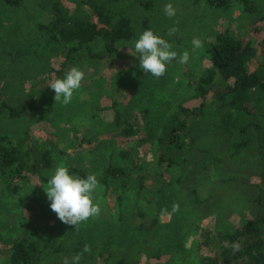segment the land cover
I'll return each instance as SVG.
<instances>
[{"label": "rangeland", "instance_id": "obj_1", "mask_svg": "<svg viewBox=\"0 0 264 264\" xmlns=\"http://www.w3.org/2000/svg\"><path fill=\"white\" fill-rule=\"evenodd\" d=\"M76 1L24 0L20 7H9L0 0V83L8 71L13 80L22 76L27 88L23 99L42 107L19 118L0 116V141L10 137L12 145L30 150L33 161L48 152L53 163L42 169L44 175L58 165L94 173L99 212L74 227L51 210L46 182L34 176L13 193L9 179L0 177V264H8L10 242L17 239L36 243L37 264H74L77 255L78 264L120 259L127 264H205L217 241L199 249L202 231L232 232L264 209L255 201L253 185L259 170L257 145L264 146V134L258 137L251 126L247 132L235 130L243 117L218 103L217 109L192 116L190 134L181 136V144L161 139L168 124L183 117L182 109L200 105L197 86L211 67L208 50L218 32L229 30L256 47L250 69L264 65V27L252 25L264 14V0H253L257 12L244 10L237 0L220 8L203 0H171L177 10L173 18L163 11L169 0H147L148 7L119 1L117 16L130 19L135 39L151 28L178 54L189 53L187 63L169 64L158 78L138 67L135 39L119 42L112 53L98 41L92 50L102 57L80 54L62 69L48 71L49 62L53 67L57 62L51 61L54 47L48 46L43 26L52 18L54 3L73 10ZM174 26L177 31L169 35ZM194 39L200 41L198 47ZM73 66L81 68L84 78L72 101L63 105L48 84ZM259 100L264 111V95ZM117 112L121 125L135 129L125 152L113 135ZM240 136L250 138L252 146L233 154L229 138ZM110 165L123 167L127 175L106 178ZM193 189L200 203H194Z\"/></svg>", "mask_w": 264, "mask_h": 264}, {"label": "trees", "instance_id": "obj_2", "mask_svg": "<svg viewBox=\"0 0 264 264\" xmlns=\"http://www.w3.org/2000/svg\"><path fill=\"white\" fill-rule=\"evenodd\" d=\"M1 1L9 7H20L24 0ZM119 1L121 0H77L73 10H63L58 3H54L51 9L52 18L43 26V30L48 34V38L45 37L48 46L54 47L50 48L53 52L51 61L57 62V67H53L49 62L48 71H54L53 68L58 69L59 66L62 69L80 54H86L91 59L102 57L103 53H95L92 50L98 41L102 43L106 53H112L119 42L135 39L136 35L130 19L121 14L117 16L115 8ZM135 1L145 7L150 5V1L147 0ZM198 1L200 0H194V2ZM203 1L220 8L227 7L231 0ZM237 1L244 10L257 12V5L253 0ZM252 25L254 29L264 27V14L260 15ZM208 52L211 67L197 86L202 99L200 105L182 109L183 117L168 124L171 126L165 131L161 142L181 144V136L190 134L192 116H201L207 109H217L215 104L218 103L238 110V114L243 117L244 122L234 125L235 130L241 129L247 132L251 126L258 137L264 134V111L258 105L259 98L264 95V65L252 69L248 66L249 61L257 54L256 47L249 41L235 37L229 30H223L215 35ZM11 77L8 71L0 83V116L19 118L24 114H37L41 111V103L31 101L27 97L23 99L27 89L24 78L19 75L13 80ZM39 89L40 87L35 91ZM119 117L117 112L118 123L113 135L116 136L118 147L125 152L129 149L127 143L130 136L134 135L135 129L130 125H121ZM148 140H151V137L146 141ZM229 140L233 154L252 146L250 138L244 136ZM29 152V149L23 150L20 145H12L10 137L0 141V177L9 179L13 193L21 191V186L30 182L34 176L43 182H46L48 177L44 175L42 169L52 165L51 155L44 152L37 161H33ZM256 152L259 170L258 179L253 183L256 191L255 201L259 200L264 206V146L261 143L257 145ZM158 155L160 160H164L163 152L160 151ZM68 168L72 173L86 176L77 167ZM126 175L127 171L123 167L110 165L105 171L106 178ZM193 191L194 203H200V195ZM201 237L199 249L210 241H217L216 248L205 264H264V209L255 217L247 219L237 230L202 231ZM39 261L40 255L35 242L27 239L10 242L8 264H37ZM101 264H106V261ZM115 264L127 263L120 259Z\"/></svg>", "mask_w": 264, "mask_h": 264}, {"label": "clouds", "instance_id": "obj_3", "mask_svg": "<svg viewBox=\"0 0 264 264\" xmlns=\"http://www.w3.org/2000/svg\"><path fill=\"white\" fill-rule=\"evenodd\" d=\"M163 11L168 18L177 15V10L171 0L164 5ZM168 31L171 35L177 29L174 26ZM192 43L197 47L200 45L198 39H194ZM132 47L136 53L134 56L139 61L138 67L145 74L157 78L165 73L169 64L177 60L180 63H187L189 60L187 51L178 54L169 40L156 34L151 28L140 31ZM83 78L84 72L81 68L73 66L62 77L51 81L48 85L54 90L55 101L68 105L72 101L75 90L81 87ZM98 183L94 173L80 176L70 172L68 167L58 165L48 175L46 188H43L50 201L51 210L62 222L75 227L89 217L98 214L99 208L94 202V193ZM85 251H87L86 248ZM73 260L74 264H78L80 256H75Z\"/></svg>", "mask_w": 264, "mask_h": 264}]
</instances>
